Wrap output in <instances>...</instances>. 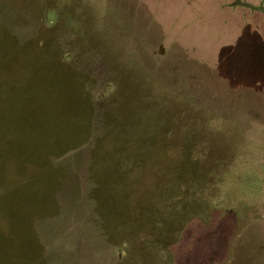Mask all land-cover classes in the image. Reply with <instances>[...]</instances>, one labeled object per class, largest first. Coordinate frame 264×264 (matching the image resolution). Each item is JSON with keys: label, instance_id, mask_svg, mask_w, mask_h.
Wrapping results in <instances>:
<instances>
[{"label": "rangeland", "instance_id": "obj_1", "mask_svg": "<svg viewBox=\"0 0 264 264\" xmlns=\"http://www.w3.org/2000/svg\"><path fill=\"white\" fill-rule=\"evenodd\" d=\"M0 264H264V0H0Z\"/></svg>", "mask_w": 264, "mask_h": 264}, {"label": "trees", "instance_id": "obj_2", "mask_svg": "<svg viewBox=\"0 0 264 264\" xmlns=\"http://www.w3.org/2000/svg\"><path fill=\"white\" fill-rule=\"evenodd\" d=\"M31 71H32V74L30 76L31 83L28 84L27 88L21 90L26 92L25 96L23 95L20 101H15L16 104L12 105L13 107L12 120L17 116H21L23 120V122L17 128L18 138H15V141L21 140V138H23L22 141L24 143H28L32 146L33 145L32 139L35 137V132H37V134L41 133V139L38 146L42 144L44 147H48V145H46V142L49 141L50 139H48V137L46 139L44 133H46L48 136L49 133L52 132L54 133L60 131L62 133L64 132L65 129V127L60 126L61 122L59 120H56V118L53 117L52 115V112H54V114H56L57 112V106H56L57 99L59 98L60 100H63L64 98L63 96L61 97V92L58 95V92H56L55 90L56 87L51 85L49 82L47 85L39 86V84L42 83L43 81L42 78H39L38 73H35V71L33 70ZM64 93L66 94L65 88H64ZM15 108H19V109L16 110ZM47 114H48V120L45 121L44 115ZM18 122L19 121L16 120L13 124L17 125ZM57 125L59 128L57 127ZM19 130H22L23 132H19ZM43 130L45 131L43 132ZM41 154L42 155L39 156L43 157V160L41 161L39 157L38 166L41 165L40 167H43V164L48 165V162H50L49 160L50 158L46 156L52 155L54 153H51V151L48 149L47 151ZM57 155H60V153H58Z\"/></svg>", "mask_w": 264, "mask_h": 264}, {"label": "crops", "instance_id": "obj_3", "mask_svg": "<svg viewBox=\"0 0 264 264\" xmlns=\"http://www.w3.org/2000/svg\"><path fill=\"white\" fill-rule=\"evenodd\" d=\"M72 201L71 200H68L66 202H62L61 200H59V203L60 205L62 204L63 207H64V210H66V214H69V209H70V203ZM41 224H42V221H41ZM48 233L46 234L47 235V239L49 242H51V245H53V248L56 244V242H58L61 238H62V232H59L58 234H54V231H50V228L48 227V229L46 230ZM50 231V232H49ZM40 236L41 240L43 241L42 237H41V234H37Z\"/></svg>", "mask_w": 264, "mask_h": 264}]
</instances>
